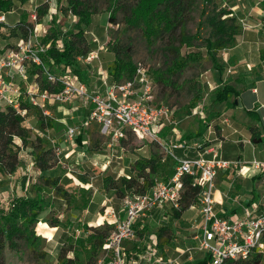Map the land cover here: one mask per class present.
I'll list each match as a JSON object with an SVG mask.
<instances>
[{
    "label": "rangeland",
    "instance_id": "1",
    "mask_svg": "<svg viewBox=\"0 0 264 264\" xmlns=\"http://www.w3.org/2000/svg\"><path fill=\"white\" fill-rule=\"evenodd\" d=\"M91 2L96 13L87 29V38L91 43L90 50H102L99 51V59L91 65L79 63L83 70H89V87L103 91L100 70H107L115 59L113 43L130 46L135 64L141 63L150 71L157 103L174 111L180 135L196 133L201 127L204 134L189 140L190 143L214 145L222 158L231 161L228 170L220 171L214 182V186L224 193L222 197L220 191L217 195V203L223 205L217 206V209L224 208V213L230 210V214L240 215L241 206L250 201L252 204L264 201V144L258 146L250 141L251 128L255 127L250 111H255L254 107L258 108L259 104L264 105V13L256 9L261 8L264 0H198L185 24V31L192 35L199 31V38L194 47H184L182 54L201 52L203 58L172 76L164 72L173 58L167 50V46L174 42L173 37L165 34L149 46L141 30L127 27L125 17L135 0H122L125 8L117 13L115 23L109 21L111 9L108 0ZM44 5H48V13L34 21L32 15ZM220 9L233 12L231 18L240 31L235 46L219 54L222 70L218 71L206 52L205 40L210 36L206 18ZM6 15V25L0 26L2 55L17 47L21 36L11 33L10 26L20 21L37 29L38 40L42 42L51 27H58L65 34L78 20L68 10L67 0L17 2L14 11ZM180 33L181 28L175 34ZM174 43L179 45L178 41ZM40 79L32 78L30 85H40ZM17 81L25 94L29 88L27 82ZM224 81L242 91L235 105L215 100V91ZM195 96L201 100L189 110L188 105ZM46 110L56 126L39 129V120L44 115L40 108L32 107L24 122L29 132L28 143L23 145L22 140L16 138L20 148L18 170L13 175L0 174L1 207L9 208V203L16 196L35 197L43 204V222L35 228L36 240L33 243L22 242L19 250L6 246L4 262L106 263L107 252L98 247L97 239L102 233L111 235L115 231L114 215L121 219L124 201L106 185L107 178H139L137 162L155 159L157 172L146 170L142 173L144 177L138 179L139 185L147 190L156 179L165 180L173 175L174 161L149 139L129 132L123 143V139L115 141L103 135L98 123L86 126L90 106L82 98L50 102ZM56 118L63 119L65 123L56 121ZM261 122L264 124V113ZM69 127L77 129L74 138L68 135ZM79 137L82 144L78 141ZM43 151L51 152L47 153L51 168L46 172L38 168L35 159L36 154ZM183 152L175 150L178 156H182ZM254 162L261 163L260 171L253 167ZM256 176L260 178L256 179ZM47 180H58L60 189L48 185ZM120 190L123 196L134 192L127 191L122 185ZM200 210L199 199L193 206H188V200H185L180 209L165 205L140 218L135 226V236L123 245L128 260L132 264H157L156 261L158 264H197L206 257L199 249ZM50 222L58 226L51 227ZM261 264H264V254Z\"/></svg>",
    "mask_w": 264,
    "mask_h": 264
},
{
    "label": "built area",
    "instance_id": "2",
    "mask_svg": "<svg viewBox=\"0 0 264 264\" xmlns=\"http://www.w3.org/2000/svg\"><path fill=\"white\" fill-rule=\"evenodd\" d=\"M6 16L0 14V24H6ZM32 19L37 20L36 12ZM37 33L38 30L33 29L27 39L19 40L15 49L5 55L0 53V109L9 106L27 118L28 111L21 110V102L26 99L32 106L40 108L45 117L51 118L46 110L48 103L68 102L73 97H79L90 106L86 126L97 122L102 134L115 141L126 138L129 132L149 139L162 148L175 164L172 176L165 180L156 179L144 194H130L124 198L126 216L118 219L114 215L116 229L103 245L108 258L102 264H132L123 245L135 236L136 223L166 204L180 209L186 177H192L193 187L202 189L199 194L201 220L198 224V241L200 251L210 257V264L246 261L259 252L264 253V201L242 206V213L233 217L218 212L217 202L210 196L211 188L215 187L219 172L227 171L231 161L223 159L214 145L204 146L199 142L196 145L182 140L174 111L156 101L149 69L139 63L132 78L118 82H111L107 70L101 69L103 91L96 89L91 92L88 84L81 81L73 70L68 68L60 76L49 70L41 55L50 45L42 44ZM99 51L91 50L78 61L91 65L99 59ZM32 67H42L48 81L61 83L64 89L51 93L41 90L37 83L30 85L29 71ZM38 77L36 74L33 78ZM17 80L27 82L29 88L25 94ZM76 131L75 127H69V137L74 138ZM180 149L184 150L183 156L175 153ZM191 151L198 154L188 155ZM253 167L260 171L261 163L254 162Z\"/></svg>",
    "mask_w": 264,
    "mask_h": 264
},
{
    "label": "trees",
    "instance_id": "3",
    "mask_svg": "<svg viewBox=\"0 0 264 264\" xmlns=\"http://www.w3.org/2000/svg\"><path fill=\"white\" fill-rule=\"evenodd\" d=\"M28 0H0V14H8L14 11L16 3L24 4ZM63 1V0H60ZM110 2L111 14L109 21L116 22L117 13L124 9L122 0H108ZM198 0H135V3L130 7L129 14L125 17L127 27L130 29H139L142 31L144 38L149 46H152L156 40L162 38L165 34L173 37L174 42L178 41L179 45L176 46L173 42L167 46V50L173 54L171 65L167 67L164 74L169 76L176 75L182 72L192 64H197L203 58L201 52H188L182 54L184 47H194L195 42L199 38V31L192 35L185 31V24L191 15ZM68 10L78 20L76 24L65 34L58 27H51L49 34L42 38V44H50L45 54H42L44 64L49 70L57 75H63L68 67H70L83 81L88 84L89 70H83L80 66L78 58L87 55L91 50V43L87 38V29L92 24L95 9L91 0H67ZM264 10V2L262 4ZM48 5L39 7L37 12L38 19H42L48 13ZM233 12L231 10L220 9L210 14L206 18V23L210 28V36L205 40V49L207 54L212 60L213 67L221 71L222 67L219 63V54L227 49L235 46L236 37L239 34L240 27L231 18ZM38 24V22H37ZM6 25L1 23L0 26ZM201 25V24H200ZM12 28L11 33H16L21 36L20 39H27L33 26L27 22H18ZM181 28L180 34H175ZM18 33V34H17ZM65 35V36H64ZM63 47H60L62 46ZM112 51L114 53V61L107 67V72L111 82H118L123 79L132 78L136 72L135 62L133 61L130 46H123L118 42L113 43ZM38 74L41 90H46L51 93H59L64 89L63 84H52L48 81L47 76L44 74L42 67H32L29 71V78ZM159 76L158 73H156ZM161 78V76L159 77ZM215 91V100L220 103L235 105L236 99L242 94L241 89L226 81L221 83ZM201 98L195 96L188 105L189 110L194 109ZM34 107L28 101L23 99L21 102V110L28 112ZM250 116L255 122H259L260 118L258 113L250 111ZM42 116L39 120V129H53L56 123ZM26 118L19 115L17 110L12 107H5L0 109V174L13 175L20 164L19 159V145L16 138L22 140L23 145L29 141L28 129L24 126ZM257 128H251L252 143L261 145L264 144V135L257 133ZM204 134L202 128L196 133H189L182 136V140L188 142L192 139H197ZM79 143L82 142L81 137L78 138ZM123 139V143H124ZM82 144V143H81ZM47 153L39 152L36 154V163L38 168L46 172L51 168V164L47 159ZM136 170L139 172V178H143V172L149 170L151 173L157 172V163L155 159L142 162L138 161ZM136 176H129V178H122L121 180L107 178L106 185L119 194V198L124 199L126 196L121 194L120 185L124 186L127 191L134 192L132 194H144L146 187L139 185ZM168 176L165 178L167 179ZM259 179L260 176H256ZM254 178V179H255ZM85 181V180H84ZM87 182V181H85ZM120 182V183H119ZM48 185L60 189L58 180H47ZM184 192L181 204L183 201L188 200V206H193L198 203V197L202 189L199 186H192V177L184 179ZM65 194V193H64ZM124 197V198H123ZM255 200V199H254ZM252 201L245 204L251 205ZM9 208L0 206V220L2 226L0 227V264L4 262V251L6 246L11 250H19L21 243H33L36 240L35 228L41 220L43 213V204L38 198L16 196L9 203ZM7 209V210H6ZM111 222V221H110ZM51 227L58 226L54 222H50ZM92 231L94 229H91ZM110 234L102 233L97 239L98 247H103ZM263 252H259L249 260L226 261L224 264H261L263 260ZM197 264H210V257L206 255L204 259Z\"/></svg>",
    "mask_w": 264,
    "mask_h": 264
},
{
    "label": "crops",
    "instance_id": "4",
    "mask_svg": "<svg viewBox=\"0 0 264 264\" xmlns=\"http://www.w3.org/2000/svg\"><path fill=\"white\" fill-rule=\"evenodd\" d=\"M258 11H261V13L263 12L264 13V10H263V7L261 6V8H259V7H257L256 8ZM259 13V12H258ZM238 82H239V80H237ZM259 81H260V79H259ZM258 81V82H259ZM257 82V83H258ZM88 87H89V85H88ZM97 89H99L100 90V88H97ZM89 90L91 91V92H93L94 90H96V88H93V89H91V87H89ZM255 108V112L256 113H258V115H259V118H260V121L259 122H255V127L257 128V133L258 134H260V133H262L263 135H264V124H262V113H264V105H260L259 104V107L257 108V107H254ZM57 119V121H59L60 123H65V122H62V120H60L59 118H56ZM95 123H97V122H95ZM199 129H200V127H199ZM198 129V130H199ZM192 140H194V139H192ZM252 140V133H251V138H250V141ZM188 142H190V141H188ZM259 146V145H258ZM246 148V147H245ZM198 154V152H196V151H191V152H189V154L188 155H191V156H196ZM183 155H184V152H183ZM182 155V156H183ZM221 156V155H220ZM223 159H225V158H223ZM225 160H228V159H225ZM219 191H220V193H221V197L224 195V193L221 191V189L220 190H218L217 188H216V198H217V195L219 194ZM217 202H219L218 200H217ZM166 206H167V204H166ZM217 206H223V205H220L219 203H217ZM164 207V206H163ZM162 208V207H161ZM241 208H242V206H241ZM122 209H123V215H122V217H121V219L122 218H124L125 216H126V213H125V208H124V204H123V206H122ZM218 210V209H217ZM243 211V210H242ZM218 212L219 213H221L222 215H225V216H229V217H233L235 214H230V210H229V212L228 213H224L225 212V209L224 208H221V210H218ZM111 222H112V220H111ZM128 242V241H127ZM127 242H125V243H127ZM156 263L158 264V261H156Z\"/></svg>",
    "mask_w": 264,
    "mask_h": 264
},
{
    "label": "bare ground",
    "instance_id": "5",
    "mask_svg": "<svg viewBox=\"0 0 264 264\" xmlns=\"http://www.w3.org/2000/svg\"><path fill=\"white\" fill-rule=\"evenodd\" d=\"M215 192H216V187H212V188H211V192H210V196H211V198H212L213 200H215V201L217 202L216 197H215ZM112 222H113V221H112Z\"/></svg>",
    "mask_w": 264,
    "mask_h": 264
}]
</instances>
